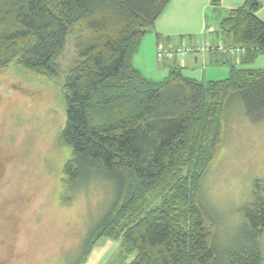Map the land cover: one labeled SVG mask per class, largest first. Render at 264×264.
<instances>
[{
  "label": "trees",
  "instance_id": "16d2710c",
  "mask_svg": "<svg viewBox=\"0 0 264 264\" xmlns=\"http://www.w3.org/2000/svg\"><path fill=\"white\" fill-rule=\"evenodd\" d=\"M171 1L0 0V72L14 66L26 80L53 84L73 42L58 88L66 114L59 142L71 150L62 186L73 192L108 180L116 187L82 263L107 239L119 243L109 264H220L203 181L229 110L238 106L251 122L264 121V69L249 68L264 55L262 4L246 0L220 22L224 44L240 49L225 54V80L186 77L172 62L169 75L155 81L133 59ZM242 223V243L227 264H263V181L255 182Z\"/></svg>",
  "mask_w": 264,
  "mask_h": 264
},
{
  "label": "rangeland",
  "instance_id": "374dc122",
  "mask_svg": "<svg viewBox=\"0 0 264 264\" xmlns=\"http://www.w3.org/2000/svg\"><path fill=\"white\" fill-rule=\"evenodd\" d=\"M224 16L209 10L207 25L218 28ZM73 58L70 40L60 61L62 73L50 85L26 80L14 66L0 72V154L6 158L0 258L10 264H107L119 251V243L103 239L82 263L89 236L112 204L114 183L91 180L73 192L62 186L71 150L59 142L66 114L58 88ZM257 181L264 182V121L251 122L235 106L227 112L223 141L203 181V202L218 223L220 264H227L229 251L242 243V210ZM261 244L264 251V237Z\"/></svg>",
  "mask_w": 264,
  "mask_h": 264
},
{
  "label": "crops",
  "instance_id": "0c3cea01",
  "mask_svg": "<svg viewBox=\"0 0 264 264\" xmlns=\"http://www.w3.org/2000/svg\"><path fill=\"white\" fill-rule=\"evenodd\" d=\"M245 2L246 0H219L216 7L212 0H172L157 20L154 29L141 41L139 52L133 59L134 66L145 77L155 81L164 80L169 75V66L172 62L181 64L186 77L204 82L225 80L230 72L229 66L223 63L229 58L225 54L194 51L188 53L184 59L169 54L186 46L224 44L223 40L219 43L220 22L231 10L242 7ZM261 4L257 16L264 20V0H261ZM209 10L219 15L225 12L216 29L207 25ZM158 35L161 38L160 42L157 39ZM260 61L261 65L257 66ZM249 68L264 69V56L259 57Z\"/></svg>",
  "mask_w": 264,
  "mask_h": 264
},
{
  "label": "built area",
  "instance_id": "2783aa9c",
  "mask_svg": "<svg viewBox=\"0 0 264 264\" xmlns=\"http://www.w3.org/2000/svg\"><path fill=\"white\" fill-rule=\"evenodd\" d=\"M162 51V50H161ZM206 52V51H212V52H219L222 54H227L231 56H236L238 53H240L239 48H235L233 46H226L225 44H219L218 46H212L210 44L202 45L197 44L194 47L186 46L183 48L178 49L176 52L172 53L170 52V55H176L180 59H184L188 53L191 52Z\"/></svg>",
  "mask_w": 264,
  "mask_h": 264
},
{
  "label": "flooded vegetation",
  "instance_id": "af4514ba",
  "mask_svg": "<svg viewBox=\"0 0 264 264\" xmlns=\"http://www.w3.org/2000/svg\"><path fill=\"white\" fill-rule=\"evenodd\" d=\"M6 169V158L0 154V180L3 178V172ZM0 264H10L9 258H0Z\"/></svg>",
  "mask_w": 264,
  "mask_h": 264
}]
</instances>
